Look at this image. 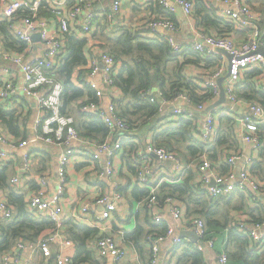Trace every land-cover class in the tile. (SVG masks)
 Wrapping results in <instances>:
<instances>
[{"label": "built area", "instance_id": "obj_1", "mask_svg": "<svg viewBox=\"0 0 264 264\" xmlns=\"http://www.w3.org/2000/svg\"><path fill=\"white\" fill-rule=\"evenodd\" d=\"M76 2L69 7L72 0H0V16L11 24L12 31L20 41L27 44L26 52L3 53L2 59L12 65H16L22 71L25 83L22 87L27 96L37 99L38 115L35 120V129L38 137L46 143L60 146L63 149L59 158L58 176L59 188L58 194L48 199H41L39 196H33L28 201L31 211L42 215L55 222L56 228L41 237L35 243L25 244L18 242L11 252L4 255V264H26L21 259V253L25 249L45 252L49 255L51 247L58 245L56 262L54 264H72V257L67 249L73 245V241L66 239L63 234V217L58 206L60 196L65 192L69 182V163L72 156L77 151L70 147L73 142L80 144H89L96 151V158L99 161V171L97 177L101 180L112 178L117 174V159L123 151L126 142H135V125L123 117L117 109V100L119 99L120 89L115 84V77L118 71V63L113 55L102 48L94 46L90 37L96 27L98 13L93 9L96 4L103 3L106 0H73ZM166 11H174L180 8L187 16L194 15V0H157ZM217 7V11L225 21L246 29V38L243 41H237L229 35L217 33L199 32L191 45H181L176 42L173 35H166L174 52H181L190 47L200 55L212 57L218 60L219 67L212 72L206 80L204 86L211 88L213 99L209 104H193L189 93H179L172 100L163 98L162 91H156L158 97L162 98L163 105H174V117L183 115L186 119L194 120L197 112H204L208 105L215 102L220 96L219 79L229 72V76L224 82L226 92V102L219 108L206 113L204 121L198 126V139L200 142L212 146L219 131V120L221 116L227 115L234 120V132L239 141L244 145H249L252 150L259 154L264 150L260 134L261 126L264 125V107L256 101L247 100L239 97L237 90L239 87L247 84L246 73L257 71L255 78L256 85L264 89V17L257 11L249 0H210ZM43 3L49 4L52 18H45L38 15ZM121 0H113L106 8L104 14L109 22L116 21L121 13ZM86 8L90 10L84 16ZM20 12H29L26 17H21ZM102 16V15H101ZM142 24L143 30L156 32L164 29L167 33H175L176 24L168 17L162 14L157 18H146ZM78 26L79 32L89 37L88 59L89 69L86 73L87 85L94 89L100 97L98 102H83L80 106L84 114L97 115L108 127V134L104 140H97L83 136L75 126V120L72 116L61 113V96L63 93V84L53 77V72L60 62L65 47V34L69 32L70 24ZM138 30V29H137ZM141 31V30H139ZM143 32V31H142ZM40 34V43L42 48L39 54L28 58V55L36 49L37 42L34 36ZM223 49L229 53L232 58L229 61L227 55L220 50ZM229 69V70H228ZM8 71V70H7ZM240 85V86H238ZM19 93L18 87L11 80H5L0 84V102L8 101L12 98L17 100ZM108 98H106V94ZM119 93V94H118ZM154 101L155 96H151ZM181 101L183 105H176ZM185 105V106H184ZM153 134L150 135V141L144 150H139L138 172L136 181L142 187H150V164L149 156L155 155L163 161L174 163V168L184 174L195 164L182 161L177 151H170L162 146H157L153 141ZM2 142H6L0 137ZM26 141L20 142L19 146L24 147ZM16 146L15 143H13ZM102 156V157H101ZM256 156H248L243 149H238L227 155L224 161L229 169L225 172L218 171L213 160L208 157V153L201 156V161L197 163L200 173V181L208 186V197L214 200L218 197L228 198L235 192L246 193L248 201L251 204L258 205L264 203V181L257 179L252 175ZM8 153L0 147V161L8 159ZM255 159V160H254ZM24 168L30 165L29 155H25ZM243 162L241 167L238 163ZM182 178V176H181ZM19 177L13 178V184L19 181ZM46 177L40 178L41 190L46 187ZM213 185L209 186V184ZM118 186V183H116ZM40 190V191H41ZM158 191L156 187H150V195L141 201V204L147 206L152 212L153 219L159 223L163 221V212L170 213L176 222H181L184 212L173 197H167L165 200V209L161 207L158 200ZM123 195L115 190L112 193L103 194L93 199H87L81 204L80 212L75 215V219H82L89 212L95 213L98 206L104 207V212L98 217L100 220L108 218V213L117 211L122 202ZM0 211L4 218L12 220L14 211L5 201H0ZM245 216L236 218L233 225L244 235L250 236L255 244L264 240V219L261 222H250ZM192 229L207 245L208 248L215 246L214 239L205 240L206 221L203 217L195 216L191 218ZM175 230L169 227L165 235L154 234L149 237L150 246V264H163L164 254L161 243L169 237L172 238L174 251L182 245L183 239L174 236ZM97 249L102 257H110L112 264H121L126 257V251L120 247L115 239L109 235L99 237L97 240ZM173 251V252H174ZM261 252L260 249L255 251ZM217 264H232L227 252L219 255Z\"/></svg>", "mask_w": 264, "mask_h": 264}, {"label": "trees", "instance_id": "obj_2", "mask_svg": "<svg viewBox=\"0 0 264 264\" xmlns=\"http://www.w3.org/2000/svg\"><path fill=\"white\" fill-rule=\"evenodd\" d=\"M194 1V15L198 27L231 37L232 33L242 35L244 32L246 33V29L236 28L235 24L220 17L217 7L212 1ZM249 1L252 3L253 0ZM75 3L72 0L69 7ZM261 4V10L264 11V0H261ZM160 6L164 9L162 5ZM50 10L49 4L43 3L38 15L52 18L54 15ZM20 15L26 17L29 12H20ZM69 24V32L65 34V50L53 72V77L61 81L64 87L61 96V113L74 118L75 126L83 136L104 140L108 134V127L102 118L93 114H84L80 110L83 102H98L100 100L96 91L87 85L86 73L89 70L87 68L89 64L87 45L89 37L81 34L72 21ZM0 31L3 35L4 47L7 50L16 53L26 52L27 44L20 41L14 34L8 21L0 19ZM143 35L144 32L142 33V31L135 28L117 30L115 21L109 22L105 15H102L96 19V27L90 37L94 46L102 48L113 55L118 63L115 84L121 90V95L116 105L121 115L135 125L136 131L133 132L135 137L140 138L143 136L144 134H138V130L141 126L149 124L147 131L153 134V141L157 146L180 152L179 154L183 155L184 158L188 159L190 157L192 160L197 159L199 162L201 156L205 153H208V157L212 160H217L220 151L223 154L225 148L229 149L237 146V139L232 130V120L228 116H221L218 135L213 145L209 146L200 142L197 137L196 118L199 117L198 114H201V112L196 113L194 120L186 119L181 115L177 120L169 121L165 116L166 108L162 103L163 100L156 94L159 89L162 91L163 98L172 100L179 93L187 91L194 105L199 103L209 104L213 99L211 88L192 81L183 75V71L187 63H194L209 69L212 73L217 70L216 63L210 58L201 56L190 47L181 52H174L166 35L159 34L154 38H147ZM257 74V71L247 72V84L239 87L237 94L247 100L256 101L264 107V89L256 85L255 78ZM20 95L15 98L25 99ZM153 95L155 96L154 101L151 100ZM4 102H0V124L19 141L28 140L29 133L22 121L23 117L26 116L16 107L7 109ZM259 136L264 142V125L261 126ZM137 144V142H126L124 146H128L126 148L130 157L128 159L125 156L123 157L124 165L128 166L135 176H137L139 167L138 157L135 156L138 152ZM76 166L77 170L89 181H91L90 177H94L99 171L96 159L89 155L85 161H79ZM256 167L263 172L262 164L258 163L254 167L255 172ZM260 174L264 178V172ZM9 179L8 164L0 161V188L9 191L7 203L15 209L13 219L0 224V264H2L4 255L11 252L18 242L35 243L56 228L54 221L29 209L24 195L16 193L12 189ZM192 179L193 175L189 172L181 183L162 186L161 192L158 193L159 204L164 205L166 198L169 197L168 195H173L176 200L185 203L189 217H203L207 226L205 240L220 237L229 228L227 231L228 248L231 245L232 247L227 252L233 264H264V240L259 244H255L250 236L244 235L238 230L237 226H231L230 223L229 213L233 210L243 211L245 208L243 196L239 192H235L228 198L218 197L210 200L205 189L198 188L194 190L191 183ZM132 192L137 200L145 199L150 195V187L140 188L135 186ZM246 214L248 223L261 222L264 219V203L261 202L259 208ZM145 223L149 225V229L138 225L133 232L126 235L127 239L139 245L149 236L154 234L165 235L167 233V222L163 221L154 225L151 223L149 216L146 215ZM67 227L69 237L74 242L72 264L99 263L94 257V252L88 246L89 240L98 234V230L83 224L76 225L72 222L68 223ZM182 247L185 248V251L183 250L182 257L179 255V262L182 259H187L191 260L190 264H205L202 245L182 243L179 248ZM258 249L261 252L255 254Z\"/></svg>", "mask_w": 264, "mask_h": 264}, {"label": "crops", "instance_id": "obj_3", "mask_svg": "<svg viewBox=\"0 0 264 264\" xmlns=\"http://www.w3.org/2000/svg\"><path fill=\"white\" fill-rule=\"evenodd\" d=\"M113 0H106L105 2L98 3L93 8L98 13V18L104 14V8L108 6ZM121 13L117 16L115 21L116 29L122 28H135L144 32V37L147 38H154L157 35H173V38L176 42L180 43L181 45H191L197 37L199 32L205 31L209 33H215L207 31L205 28L198 27L197 21L195 19V15L187 16L185 15L180 8H176L174 11H166L160 5L157 0H121ZM160 4V5H159ZM252 5L254 8L261 12L264 17V11L261 10V0H253ZM90 10V8H86L84 11V16ZM164 17L170 18L177 26V30L175 33H167L164 29H159L156 32H148L143 30L142 24L144 23V19L146 18H157L160 15ZM2 17L0 16V19ZM175 18V19H174ZM77 26V25H76ZM236 28H240V26L234 25ZM78 27V26H77ZM241 29V28H240ZM79 30V29H78ZM142 32V33H143ZM232 38L237 41H243L246 38V33L244 32L243 35L240 33H232ZM2 33L0 31V84L5 80L13 81L16 86L18 87L20 96L24 97L25 99H17V101L12 98V100H8L5 103L7 109L9 108H18L20 112L23 113L26 117H23L22 121L23 124L26 126V130L29 133V139L26 140L27 144L24 147H20L19 141L14 136L10 135L5 127L0 124V137L4 138L6 142H2L0 140V147L2 150L8 153L9 158L6 160H2L3 163L8 164L9 167V183L12 189L16 193L23 194L25 197V201L28 203L29 199L33 196H39L41 199H48L54 197L58 194L59 188V176H58V164L60 155L63 152V149L60 146H55L49 143H46L42 139H40L36 133L35 129V120L38 115V108H37V99L35 97L27 96L23 92V85L25 83V78L20 70L16 65L9 64L2 59L3 53L6 52H13L9 51L4 47V43L2 40ZM36 49L28 55V58L31 59L32 57L39 54V50L42 48L38 46ZM16 53V52H14ZM203 57H207L205 55H201ZM182 57V56H181ZM210 58L214 63H216L217 68L219 67V63L217 59L212 57ZM8 70V71H7ZM211 74L209 69L203 68L194 63H187L185 65L183 75L191 79L192 81L198 83L199 85L205 84L206 80L208 79L209 75ZM225 82V81H224ZM121 93V91H120ZM106 94V98H108V94ZM119 94V93H118ZM121 95V94H120ZM120 95L118 97H120ZM176 105H183L181 101H177ZM165 116L167 120L175 121L178 117H174L173 110L174 105L165 104ZM185 106V105H184ZM199 117L196 118L197 123H201L204 121L206 116V112H201L198 114ZM227 116V115H225ZM229 117V116H228ZM230 118V117H229ZM232 120V130L234 132V120ZM221 120V119H220ZM219 120V121H220ZM196 123V124H197ZM148 126L146 124L141 126L138 130V134L143 136L135 137L138 144L137 150H144L147 143L150 141L151 132L145 130V132L141 133L144 127ZM220 122H219V129H220ZM161 130V129H160ZM219 132V131H218ZM235 133V132H234ZM87 137V136H86ZM198 137V134H197ZM199 138V137H198ZM235 138L237 139V146L232 148H225L224 152L220 151L218 154V159L213 160V163L217 167L218 171H228L229 166L226 164L224 159L227 155L231 154L235 150L243 149L244 152L248 156H256L255 157V165L254 167L260 163L264 169V150L257 154L255 153L249 145L242 144L235 134ZM16 144V146L13 145ZM70 147L74 148L77 153L75 156H72L71 161L69 163V182L66 186L65 192L62 196H60L58 206L60 208L61 215L63 217L62 222V229L63 234L66 239H70L68 233L67 224L72 222L74 224H83L87 227L97 229L98 234L91 238L88 242L89 249L94 252V257L99 261L97 264H112L113 261L110 257H102L97 249V240L99 237L104 235H109L115 239L117 244L125 249L126 257L122 261L121 264H150V246H149V238L144 239L139 245H136L133 241L127 239L126 235L133 232L138 225H142L149 229V225L145 223L146 215L149 216L152 224H159L167 222V226L172 227L175 230L174 236H178L182 230H189L195 232L191 225V218L189 217L188 213L186 212L187 208L185 203L176 200L173 195H168L173 197L175 201L179 204L184 212V217L182 221L176 222L170 213L163 212V221L162 222H155L153 219L152 212L148 209L147 206L141 204V200H137L133 195V188L135 186H139L140 188H148L142 187L136 181V176L132 173L128 166L124 165L123 157L125 156L128 159L130 156L129 151L124 146L123 151L120 154V157L117 159L116 164L118 169L117 174H115L112 178L106 179H99L95 174L94 177H90L91 181H89L85 176H83L77 170V164L79 161H85L86 157L93 156L99 166L100 159L96 158V151L92 148L89 144H80L79 142H73ZM183 150V149H182ZM138 153V152H137ZM137 153L135 156H137ZM180 153V152H179ZM29 155L30 165L28 168H24L23 164L25 163V155ZM133 154V153H132ZM182 161L185 163H194L195 165L184 174L182 172L176 171L174 168V163L170 161H161L158 159L157 156L151 155L149 156V164H150V187H156L161 192L162 186L165 184L174 185L177 183H181L183 179L188 176V173L193 175V179L191 181L194 190L198 188H202L206 190L208 196V186L204 185L200 181V173L199 169L197 168L198 160H192L190 157L184 158L183 155L179 154ZM102 157V156H101ZM137 161L139 162V155L137 156ZM244 163H238V167H241ZM253 167L252 175H254L257 179L264 181L263 175L261 176V172L256 167V172ZM94 175V174H93ZM182 176V178H181ZM15 177H19V181L15 184L12 183V179ZM46 177L47 183L46 187H43L41 190L40 178ZM36 181V182H35ZM12 183V184H11ZM118 183V186L116 185ZM213 184V183H211ZM209 184V186H211ZM41 190V191H40ZM115 190H118L122 193L123 199L120 203V207L117 211L108 213V218L105 220H100L98 217L103 214L104 207L98 206L96 208L95 213H87L83 216V218L75 219V215L80 212L79 208L82 203H84L87 199H93L94 197L102 196L103 194L112 193ZM158 191V193H159ZM240 195L243 196L245 199V208L243 211L233 210L229 213V217L231 218V226L233 225V221H236V218L247 217V212H252L259 208L261 204L253 205L251 201H248L246 193L239 192ZM9 191L3 188H0V201H5L7 203ZM161 205V204H160ZM166 204L161 205L163 209H165ZM29 207V206H28ZM13 208V207H12ZM15 213V209H13ZM45 215L44 213H42ZM7 219L0 217V224ZM226 229L223 232V235L220 237L214 238L215 246L212 248H208L205 243H194L188 238H182L183 243L186 245H202L204 250V260L205 264H217L219 255L222 252L229 251L232 245L228 248V235ZM196 233V232H195ZM153 237V236H149ZM73 241V240H72ZM28 245V242H24ZM161 250L164 254V263L163 264H190L191 260L182 259L179 262V255L182 257L183 250L185 248H179L174 251V247L172 244V238L169 237L165 242L161 243ZM174 251V252H173ZM59 252L58 245H53L51 247V251L49 255H45V252H38L33 249H25L21 253V259L26 264H54L56 262L57 253ZM68 254L73 258L74 254V242L70 248L67 249ZM176 252V253H175ZM228 253V252H227ZM175 255V256H174ZM174 256V257H173ZM231 259V258H230ZM189 261V262H185ZM231 263L232 259H231ZM2 264H4V259L2 260ZM80 264H90L89 262H83Z\"/></svg>", "mask_w": 264, "mask_h": 264}, {"label": "water", "instance_id": "obj_4", "mask_svg": "<svg viewBox=\"0 0 264 264\" xmlns=\"http://www.w3.org/2000/svg\"><path fill=\"white\" fill-rule=\"evenodd\" d=\"M34 40L38 43H40V34L37 33L34 36ZM39 47H41V43L38 44ZM222 53H224L225 55H227L229 61H231L232 56L227 53L225 50L221 49L220 50ZM229 70V69H228ZM229 76V72H227V74L223 77H221L219 79V85H220V96L219 98L213 102L212 104L208 105L205 112L209 113L212 110H215L217 108H219L222 104H224L226 102V92H225V88H224V81L226 80V78ZM148 126L144 127L143 130L141 131V133L145 132V130L147 129ZM213 185V184H211ZM181 238H188L191 241H193L194 243H202L200 237L193 231H189V230H182L181 233H179L178 235Z\"/></svg>", "mask_w": 264, "mask_h": 264}, {"label": "rangeland", "instance_id": "obj_5", "mask_svg": "<svg viewBox=\"0 0 264 264\" xmlns=\"http://www.w3.org/2000/svg\"><path fill=\"white\" fill-rule=\"evenodd\" d=\"M0 217L3 218V212L2 211H0Z\"/></svg>", "mask_w": 264, "mask_h": 264}]
</instances>
